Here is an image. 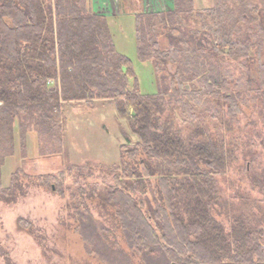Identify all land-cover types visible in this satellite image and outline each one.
Here are the masks:
<instances>
[{
    "label": "trees",
    "instance_id": "obj_1",
    "mask_svg": "<svg viewBox=\"0 0 264 264\" xmlns=\"http://www.w3.org/2000/svg\"><path fill=\"white\" fill-rule=\"evenodd\" d=\"M174 3V10L136 16L139 57L143 61L161 58L177 66L179 88L167 96L141 92L132 60L118 51L107 17L94 12L91 0H0V197L9 194L2 187V167L15 153L17 123L24 155L27 134L36 120L51 122L61 145L66 103L111 100L117 115L128 122L139 140L128 137L121 145L122 167L111 166L114 173L123 168V176L116 173L114 184H94L93 192L114 209L126 243L144 264H215L226 259L238 264L257 262L264 259V249L262 243L252 245L250 240L263 235L264 213L246 209L261 210L264 200L219 193L218 176L233 162V151L223 136L218 134L219 139L214 140L208 133L204 139L209 125L200 120L194 125V137L183 139L169 127L168 119L157 122L166 112L180 108L185 123L209 116L222 132L224 117L233 119L242 112L240 93L231 90L229 80L214 63L207 65L196 47L188 53L175 45L162 48L157 29L168 26L177 32L179 23L198 14L204 27L216 36L218 54L248 59L252 46L234 34L241 22L264 20V0L263 8L252 0H214V6L204 10H198L194 0ZM258 73L264 90V63ZM189 77L197 80L199 88L186 89ZM220 101L227 104L228 112L224 114L220 105L209 115L210 107ZM230 127L227 123V131ZM200 134L202 140L195 139ZM131 162L141 172L130 167ZM156 174L161 196L154 194L147 201V214L136 188L150 185ZM234 198L240 204H231ZM221 203L222 208L230 206L234 211L228 233L215 226L212 214ZM78 216L76 230L89 254L105 264H135L125 250L112 247L103 238L102 226L91 214L79 210ZM245 235L249 247L242 242Z\"/></svg>",
    "mask_w": 264,
    "mask_h": 264
},
{
    "label": "rangeland",
    "instance_id": "obj_2",
    "mask_svg": "<svg viewBox=\"0 0 264 264\" xmlns=\"http://www.w3.org/2000/svg\"><path fill=\"white\" fill-rule=\"evenodd\" d=\"M252 1L263 8L262 0ZM195 3L198 10L214 6V0H196ZM140 4V0H121L125 16L110 19L116 48L132 60L142 93L162 92L171 96L179 88L176 64L161 58L143 61L139 57L135 17L130 15ZM140 9V15L161 12L146 4H141ZM208 19L212 24V18ZM238 26L234 37L252 46L248 59L235 60L218 54L214 48L217 38L212 30L204 27L198 14L179 23L177 32L168 26L158 27L157 38L162 48L175 45L186 48L188 53L196 47L208 66L214 63L218 67L220 74L229 80L231 90L240 93L242 112L233 119L225 116L226 127L221 126L222 132L217 131V121L210 122L209 116L199 118L195 124L185 123L180 108L175 113L166 112L157 122L162 124L168 119L169 127L183 139L194 137V125L200 120L208 123L204 139L209 135L214 140L223 136L225 145L233 151L232 164L218 176L219 193L223 197L239 195L264 200V90L260 89L258 73L260 64L264 63V20L244 21ZM197 83L196 79L189 77L184 86L190 91L199 88ZM133 84L131 80V89ZM218 106L222 107L224 114L228 112L227 104L220 101L210 107L208 114ZM227 123L231 130L227 131ZM62 126L60 145L56 127L44 119L36 120L27 134L24 155L18 123L15 126L16 150L6 158L2 167V187L8 188L9 194L0 197V264H105L85 249L83 238L76 230L79 210L91 214L101 224L100 233L112 247L125 250L135 264H144L141 256L126 243L114 209L95 195L92 187L96 183L114 184L116 173L123 176V168L114 173L111 166L118 164L122 167L121 145L128 141V137L133 142L139 137L128 122L117 115L114 102L106 99L92 103H66ZM201 138L202 134L195 137L197 140ZM130 165L141 172L139 165L134 162ZM201 166L206 167L205 164ZM158 183L156 174L150 178V185L136 188L147 214V201L154 194L161 196ZM235 200L231 204L238 202ZM214 209L215 226L230 232L233 227L230 217L234 211L230 206L222 208V203ZM246 210L264 213V207L261 210L248 207ZM260 230H264V226ZM248 237L245 235L242 239L246 247L252 241V245L262 243L264 249V233L252 236L250 241L245 239ZM232 261L226 259L215 264H238Z\"/></svg>",
    "mask_w": 264,
    "mask_h": 264
},
{
    "label": "crops",
    "instance_id": "obj_3",
    "mask_svg": "<svg viewBox=\"0 0 264 264\" xmlns=\"http://www.w3.org/2000/svg\"><path fill=\"white\" fill-rule=\"evenodd\" d=\"M141 4H146L148 6L156 7L158 11H168L173 10L175 7L174 0H140ZM196 0H194L195 2ZM92 7L95 13L104 15L107 17L108 22L110 23L111 18H116L120 16H125L121 10V0H91ZM141 4L137 11H132V15L135 17L136 25V16L142 12ZM195 3V7H196ZM144 8V7H143ZM141 10V11H140Z\"/></svg>",
    "mask_w": 264,
    "mask_h": 264
},
{
    "label": "flooded vegetation",
    "instance_id": "obj_4",
    "mask_svg": "<svg viewBox=\"0 0 264 264\" xmlns=\"http://www.w3.org/2000/svg\"><path fill=\"white\" fill-rule=\"evenodd\" d=\"M250 264H264V259L263 260H258L257 262H253V263H250Z\"/></svg>",
    "mask_w": 264,
    "mask_h": 264
}]
</instances>
